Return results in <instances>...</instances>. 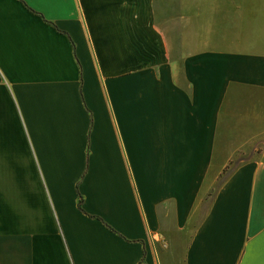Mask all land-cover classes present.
<instances>
[{"label":"crops","instance_id":"obj_1","mask_svg":"<svg viewBox=\"0 0 264 264\" xmlns=\"http://www.w3.org/2000/svg\"><path fill=\"white\" fill-rule=\"evenodd\" d=\"M0 264H264V0H0Z\"/></svg>","mask_w":264,"mask_h":264},{"label":"trees","instance_id":"obj_2","mask_svg":"<svg viewBox=\"0 0 264 264\" xmlns=\"http://www.w3.org/2000/svg\"><path fill=\"white\" fill-rule=\"evenodd\" d=\"M80 207V199L77 200V208Z\"/></svg>","mask_w":264,"mask_h":264},{"label":"rangeland","instance_id":"obj_3","mask_svg":"<svg viewBox=\"0 0 264 264\" xmlns=\"http://www.w3.org/2000/svg\"><path fill=\"white\" fill-rule=\"evenodd\" d=\"M258 149H259L258 147L253 148V152L258 151Z\"/></svg>","mask_w":264,"mask_h":264}]
</instances>
